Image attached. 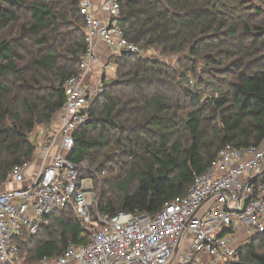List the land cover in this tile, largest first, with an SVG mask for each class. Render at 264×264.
Instances as JSON below:
<instances>
[{
    "label": "trees",
    "instance_id": "obj_1",
    "mask_svg": "<svg viewBox=\"0 0 264 264\" xmlns=\"http://www.w3.org/2000/svg\"><path fill=\"white\" fill-rule=\"evenodd\" d=\"M117 3L128 42L164 60L121 54L113 81L74 133L67 159L88 163L82 177L93 184L92 221L97 212L155 214L185 197L225 144L257 146L264 136V21L256 24L264 11L253 0ZM78 8L79 0H0L1 182L33 160L29 135L64 105L65 82L86 50ZM203 84L216 94L204 98ZM87 241L70 208L54 212L36 235L22 230L13 238L22 264ZM229 264H264V234Z\"/></svg>",
    "mask_w": 264,
    "mask_h": 264
},
{
    "label": "built area",
    "instance_id": "obj_2",
    "mask_svg": "<svg viewBox=\"0 0 264 264\" xmlns=\"http://www.w3.org/2000/svg\"><path fill=\"white\" fill-rule=\"evenodd\" d=\"M85 22L86 50L78 73L64 85L65 102L47 138L34 145L39 162L16 165L0 181V264H22L13 238L22 230L36 235L57 210L70 208L80 229L88 235L84 245L69 243L57 257L31 264H229L237 261L246 241L264 234V136L257 146L236 148L225 144L207 171L194 175L185 197L163 205L155 214L104 212L90 217L93 184L82 177L83 163L67 159L74 133L89 120L88 110L103 84L94 89L85 82L95 63L96 41L110 49L109 69L115 72L123 53L141 54L119 27L117 0H79ZM105 14L106 20L96 17ZM147 53V52H145ZM28 176V179H26ZM262 176L261 178H259ZM261 179V180H259ZM24 187L6 189L10 184Z\"/></svg>",
    "mask_w": 264,
    "mask_h": 264
},
{
    "label": "crops",
    "instance_id": "obj_3",
    "mask_svg": "<svg viewBox=\"0 0 264 264\" xmlns=\"http://www.w3.org/2000/svg\"><path fill=\"white\" fill-rule=\"evenodd\" d=\"M99 1L100 0H92L94 7L98 5ZM96 17L100 20H106L107 19V16L105 14H101V13H97ZM111 60H112V54H111L110 49L107 48V46L103 42L96 41V44H95V63L91 67L89 76L85 82V85L87 88L94 89L98 83L104 85V84H109L110 82L113 81L114 77L111 76L110 77L111 81L109 83H105L106 82L105 80H107L106 71H107V69L110 70L109 64L111 63ZM55 117H56L55 122H51L50 125H48V126H40V127H38V130H36L34 132L35 136H36L35 138L37 139L36 144L43 142L47 138V134L49 133V129L51 128V126H53V125L57 126V116H54L52 121L54 120ZM38 162H39V157L36 155L35 156V163L29 169L28 175H29V173L35 171V168L37 167ZM26 179H28V176H26ZM26 184H27V181L22 185L10 183L5 188L11 189V188H17V187H24Z\"/></svg>",
    "mask_w": 264,
    "mask_h": 264
},
{
    "label": "rangeland",
    "instance_id": "obj_4",
    "mask_svg": "<svg viewBox=\"0 0 264 264\" xmlns=\"http://www.w3.org/2000/svg\"><path fill=\"white\" fill-rule=\"evenodd\" d=\"M253 2L256 4V5H258L263 11H264V2H260V1H258V0H253ZM262 21H260V22H257L256 20H255V22H257L256 24H259V23H261V22H263L264 21V17L261 19ZM142 54H143V56H145L146 58H156V59H160V60H164L163 58H161V57H159V55H158V53H155L154 51H147V53H143L142 52ZM167 62L171 65V66H176V58H167ZM176 68H177V66H176ZM199 69H200V65H199ZM114 75H115V72H112L111 70H108L107 69V71H106V78H107V80H105L106 82L105 83H109L110 81H111V79H110V77L112 76V77H114ZM228 80H229V78L227 79V81L226 82H228ZM213 82H215L216 83V85H220V82H221V80H219L218 79V77L215 79V81H213ZM197 84H196V82L194 81V80H191V82H190V84H188V86L190 87V88H192L193 86H196ZM199 88H200V92H201V94H202V96L204 97V98H206V97H209V96H212V95H215L216 94V91H217V89H216V87L215 86H213V85H205V84H203V85H201V86H199ZM56 121V117L54 118V120L52 121V122H55ZM54 124V123H53ZM50 125V124H49ZM40 126H42V125H39V126H36L35 128H34V130H33V132L29 135V139H30V141H31V143L32 144H36V142H37V139L35 138L36 136H35V131L36 130H38V127H40ZM44 126V125H43ZM53 127H54V125H53ZM84 165L85 166H88V163H87V161L86 162H84ZM107 177H109V176H105V178H107ZM113 194H115V193H117V191L116 190H112L111 191ZM249 242L250 241H246L245 243H244V246H246V245H248L249 244Z\"/></svg>",
    "mask_w": 264,
    "mask_h": 264
}]
</instances>
